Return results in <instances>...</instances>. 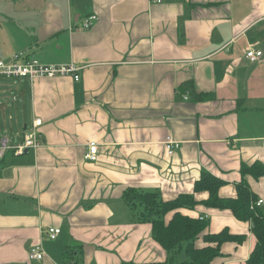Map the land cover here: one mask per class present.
<instances>
[{"label":"crops","instance_id":"obj_1","mask_svg":"<svg viewBox=\"0 0 264 264\" xmlns=\"http://www.w3.org/2000/svg\"><path fill=\"white\" fill-rule=\"evenodd\" d=\"M90 14L98 20L82 29ZM250 48L263 50L259 61ZM21 51L80 77H0V264L164 262L126 189L175 199L208 171L225 180L221 197L236 198L242 164L264 163V0H0V59ZM38 118L42 144L15 153ZM248 181L264 203V176ZM180 211L209 218L207 233L245 235L211 264H246L249 222L202 203ZM50 227L61 228L55 239ZM39 245L46 255L32 260Z\"/></svg>","mask_w":264,"mask_h":264},{"label":"trees","instance_id":"obj_2","mask_svg":"<svg viewBox=\"0 0 264 264\" xmlns=\"http://www.w3.org/2000/svg\"><path fill=\"white\" fill-rule=\"evenodd\" d=\"M197 97L204 101L214 99L215 95L204 93L197 94ZM241 175L242 180L236 184V198L221 197L219 189L225 184V180L208 171L203 172L194 185L195 193L209 192L205 201L198 200L195 193H181L175 199L164 200L158 190L126 189L123 197L134 220L152 225L154 239L168 252V256L164 262L136 263L124 260L119 264H211L214 258L222 256L221 245L224 242L242 243L245 240V235H235L226 228L219 233H207L205 231L210 224L209 218H192L180 211L181 208L194 209L200 203L207 207L230 209L235 218L249 222L256 243L246 264H264V205H256L259 197L248 181L249 175L257 179L263 178L264 163H243ZM170 212L174 214L167 222L165 216ZM202 234L206 245L197 247L196 240ZM182 253L185 258L181 260Z\"/></svg>","mask_w":264,"mask_h":264},{"label":"built area","instance_id":"obj_3","mask_svg":"<svg viewBox=\"0 0 264 264\" xmlns=\"http://www.w3.org/2000/svg\"><path fill=\"white\" fill-rule=\"evenodd\" d=\"M154 2H160L162 0H153ZM98 20V16L96 14H90L85 17L81 21V28L88 30L93 27ZM263 55V50H256L254 48H250L246 56L250 61L257 62L259 58ZM79 67L74 66L73 64H45L40 61L37 57L27 55L25 52H18L13 54V57L10 60H2L0 59V77H13V78H27L29 80H33L35 78H47V77H56L61 74H72L75 80H78L80 75L77 73ZM185 99H188L186 97ZM42 120L40 118L36 119L34 122V128L28 130L24 134L23 143L15 147L14 152L17 154H22L26 149H36L42 144V140L38 138L37 127L40 126ZM7 139H3V146L0 150L1 154H4L5 149L7 148ZM166 148L168 149V153L173 155L177 148L180 146L179 141H175L173 137H167L165 141ZM98 145L95 142H92L88 153H86V159L93 161L97 158ZM256 205H263V201L259 199L255 202ZM61 232V228L59 227H50L47 231L49 238L55 239L58 234ZM30 258L32 260L43 259L46 255L43 248L39 246H33L30 250Z\"/></svg>","mask_w":264,"mask_h":264},{"label":"rangeland","instance_id":"obj_4","mask_svg":"<svg viewBox=\"0 0 264 264\" xmlns=\"http://www.w3.org/2000/svg\"><path fill=\"white\" fill-rule=\"evenodd\" d=\"M5 78H7V77H5ZM4 77H1V79H5ZM9 78H13V77H9ZM37 134H38V132H37ZM2 146V139H1V137H0V147ZM181 260L182 259H184L185 258V254L184 253H182V255H181Z\"/></svg>","mask_w":264,"mask_h":264}]
</instances>
